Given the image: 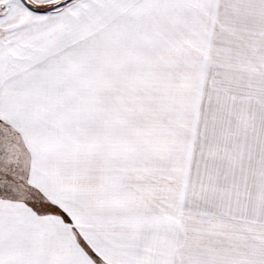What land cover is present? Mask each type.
<instances>
[{
    "label": "snow or ice",
    "instance_id": "6c2138e0",
    "mask_svg": "<svg viewBox=\"0 0 264 264\" xmlns=\"http://www.w3.org/2000/svg\"><path fill=\"white\" fill-rule=\"evenodd\" d=\"M0 264H264V0H0Z\"/></svg>",
    "mask_w": 264,
    "mask_h": 264
}]
</instances>
